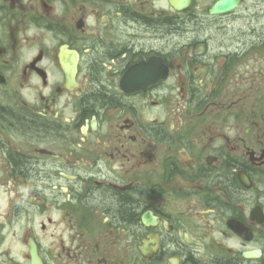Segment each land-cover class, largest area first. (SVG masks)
I'll return each mask as SVG.
<instances>
[{"label":"flooded vegetation","instance_id":"1","mask_svg":"<svg viewBox=\"0 0 264 264\" xmlns=\"http://www.w3.org/2000/svg\"><path fill=\"white\" fill-rule=\"evenodd\" d=\"M219 1L0 0V264H264V0Z\"/></svg>","mask_w":264,"mask_h":264},{"label":"rangeland","instance_id":"2","mask_svg":"<svg viewBox=\"0 0 264 264\" xmlns=\"http://www.w3.org/2000/svg\"><path fill=\"white\" fill-rule=\"evenodd\" d=\"M252 54V53H250ZM261 86L263 87L259 91L254 90L253 92H246L249 93V96L245 99H241L242 97L235 96V97H228V101H235V100H242L238 103V105L235 107L236 110H238L240 107H244L242 111H236L235 114L240 116L243 119H253L255 118L253 116V113L255 112V109L258 108V120L261 119L262 114L264 113V79H259L256 81V87ZM249 85V89H250ZM263 93L262 95L258 96L259 94ZM263 123V121L261 122ZM264 132V128L262 129V134Z\"/></svg>","mask_w":264,"mask_h":264},{"label":"water","instance_id":"3","mask_svg":"<svg viewBox=\"0 0 264 264\" xmlns=\"http://www.w3.org/2000/svg\"><path fill=\"white\" fill-rule=\"evenodd\" d=\"M233 5H234V1H232V0H222L216 4V6L212 9V11L213 12L223 11V10L229 9ZM70 73L71 72H68L69 77H70ZM244 255L247 257H251V254L248 252L244 253ZM253 255H255V253ZM32 264H41V259L39 258L38 254L35 250L32 251Z\"/></svg>","mask_w":264,"mask_h":264}]
</instances>
